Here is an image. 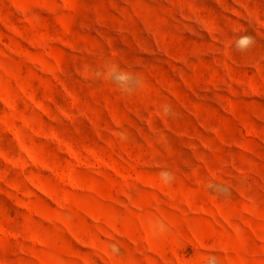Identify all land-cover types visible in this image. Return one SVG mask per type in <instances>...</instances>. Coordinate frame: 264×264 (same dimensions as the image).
<instances>
[{
    "label": "rangeland",
    "instance_id": "374dc122",
    "mask_svg": "<svg viewBox=\"0 0 264 264\" xmlns=\"http://www.w3.org/2000/svg\"><path fill=\"white\" fill-rule=\"evenodd\" d=\"M0 229V264H264V0H0Z\"/></svg>",
    "mask_w": 264,
    "mask_h": 264
},
{
    "label": "clouds",
    "instance_id": "9594fccd",
    "mask_svg": "<svg viewBox=\"0 0 264 264\" xmlns=\"http://www.w3.org/2000/svg\"><path fill=\"white\" fill-rule=\"evenodd\" d=\"M252 43V40L250 37H243L240 40H237L236 47L240 50H244L247 46H249ZM111 79L122 89L125 91L130 90V88L136 84L139 83V81L133 77L130 73L127 72H121L114 70L111 74ZM162 177L165 180L170 179V174L168 172H163ZM207 264H217V261L215 258H210L207 261Z\"/></svg>",
    "mask_w": 264,
    "mask_h": 264
},
{
    "label": "bare ground",
    "instance_id": "6f19581e",
    "mask_svg": "<svg viewBox=\"0 0 264 264\" xmlns=\"http://www.w3.org/2000/svg\"><path fill=\"white\" fill-rule=\"evenodd\" d=\"M1 230V229H0Z\"/></svg>",
    "mask_w": 264,
    "mask_h": 264
}]
</instances>
